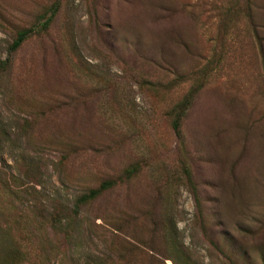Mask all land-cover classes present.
<instances>
[{"label": "rangeland", "instance_id": "rangeland-1", "mask_svg": "<svg viewBox=\"0 0 264 264\" xmlns=\"http://www.w3.org/2000/svg\"><path fill=\"white\" fill-rule=\"evenodd\" d=\"M8 57L0 264H264V0H0Z\"/></svg>", "mask_w": 264, "mask_h": 264}, {"label": "trees", "instance_id": "trees-1", "mask_svg": "<svg viewBox=\"0 0 264 264\" xmlns=\"http://www.w3.org/2000/svg\"><path fill=\"white\" fill-rule=\"evenodd\" d=\"M56 12H57V5H53L50 14L48 11L42 13L39 16L36 24L32 25L31 27L23 28L19 30L14 41L10 45V52H14L17 49H19L21 45L32 35L46 30L49 27L50 23L52 22ZM10 65H11V57L6 58L5 60H1L0 75L6 70H8L10 68ZM195 93L196 91L194 92L192 91L189 94H187V96L181 102H179L174 109L173 127L178 134L181 133L182 121L193 102ZM138 172H139V166L137 164H132L131 166L127 167L124 170L120 179L123 180L130 179L133 176H135ZM118 183H119V179H114V178L103 181L98 187L91 188L87 192L80 195L79 198L77 199L75 207L79 209V207L89 204L90 202L99 198L103 194V192L115 187Z\"/></svg>", "mask_w": 264, "mask_h": 264}]
</instances>
